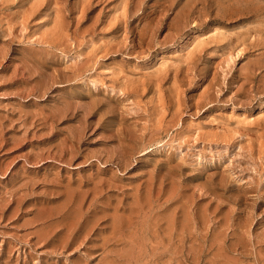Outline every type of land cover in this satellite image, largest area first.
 <instances>
[{
  "label": "rangeland",
  "instance_id": "1",
  "mask_svg": "<svg viewBox=\"0 0 264 264\" xmlns=\"http://www.w3.org/2000/svg\"><path fill=\"white\" fill-rule=\"evenodd\" d=\"M0 264H264V0H0Z\"/></svg>",
  "mask_w": 264,
  "mask_h": 264
}]
</instances>
